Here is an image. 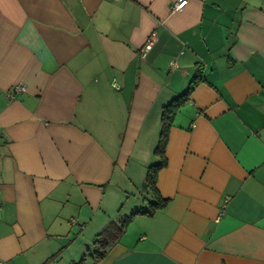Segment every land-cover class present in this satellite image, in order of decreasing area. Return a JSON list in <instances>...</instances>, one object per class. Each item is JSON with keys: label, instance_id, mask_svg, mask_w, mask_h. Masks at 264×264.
<instances>
[{"label": "crops", "instance_id": "obj_1", "mask_svg": "<svg viewBox=\"0 0 264 264\" xmlns=\"http://www.w3.org/2000/svg\"><path fill=\"white\" fill-rule=\"evenodd\" d=\"M178 1L0 0V264H72L145 206L163 107L197 70L167 206L84 264H264V0Z\"/></svg>", "mask_w": 264, "mask_h": 264}, {"label": "trees", "instance_id": "obj_2", "mask_svg": "<svg viewBox=\"0 0 264 264\" xmlns=\"http://www.w3.org/2000/svg\"><path fill=\"white\" fill-rule=\"evenodd\" d=\"M201 79H203V76L200 70H197L196 75L194 76L186 91L181 96L172 100L163 107L160 122L161 130L157 146L154 150V155L158 158V162L148 168L143 184L144 189L150 193L151 199L147 200V204L145 206L136 209L127 216H123L120 220L109 222L108 225L94 238L91 246L87 248L85 254H83L77 262H73L72 264H84V261L87 257H90L93 262L104 259L108 253V250L119 241L121 236L125 233L131 220L136 215L151 216L155 212L160 211L167 206L168 199L163 198L159 194L156 188V180L159 170L166 165L165 147L168 139V130L171 125V120L175 109H177L183 102L186 101L194 86ZM51 261L52 258L49 259L45 264H50Z\"/></svg>", "mask_w": 264, "mask_h": 264}, {"label": "built area", "instance_id": "obj_3", "mask_svg": "<svg viewBox=\"0 0 264 264\" xmlns=\"http://www.w3.org/2000/svg\"><path fill=\"white\" fill-rule=\"evenodd\" d=\"M187 1L186 0H180L178 1L174 7H173V11H178L181 10L185 5H186ZM153 45V41L152 38L147 42V44L144 46V48H142L140 50V57L143 58L144 55L146 54L147 51H149L152 48ZM25 89L22 86H17L15 88L16 92H23Z\"/></svg>", "mask_w": 264, "mask_h": 264}, {"label": "rangeland", "instance_id": "obj_4", "mask_svg": "<svg viewBox=\"0 0 264 264\" xmlns=\"http://www.w3.org/2000/svg\"><path fill=\"white\" fill-rule=\"evenodd\" d=\"M140 194H141V191H139L138 194L136 193V198H140ZM133 199H134V197H133L131 200H133ZM126 205H127V204H125V206H126ZM91 244H92V242H90V244H88V245L91 246ZM75 245H76V244H75ZM69 252L72 253L73 251H72V252L69 251ZM69 252L67 253V257H68ZM65 255H66V254H65ZM67 257H66V258H67ZM79 258H80V257H79ZM78 260H79V259H78ZM65 261H66V260H65ZM61 264H65V262H64V263L62 262Z\"/></svg>", "mask_w": 264, "mask_h": 264}]
</instances>
